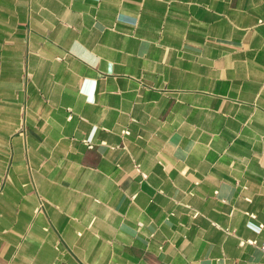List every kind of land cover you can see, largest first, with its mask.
<instances>
[{"label": "crops", "instance_id": "0c3cea01", "mask_svg": "<svg viewBox=\"0 0 264 264\" xmlns=\"http://www.w3.org/2000/svg\"><path fill=\"white\" fill-rule=\"evenodd\" d=\"M263 239L264 0H0V264Z\"/></svg>", "mask_w": 264, "mask_h": 264}, {"label": "built area", "instance_id": "2783aa9c", "mask_svg": "<svg viewBox=\"0 0 264 264\" xmlns=\"http://www.w3.org/2000/svg\"><path fill=\"white\" fill-rule=\"evenodd\" d=\"M254 241V240H253ZM250 242H252V240L250 241ZM261 249L263 250V252H264V239L262 240V242H261Z\"/></svg>", "mask_w": 264, "mask_h": 264}]
</instances>
